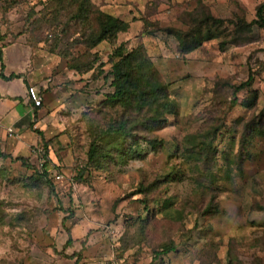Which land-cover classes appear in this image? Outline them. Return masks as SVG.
Listing matches in <instances>:
<instances>
[{
	"label": "rangeland",
	"instance_id": "374dc122",
	"mask_svg": "<svg viewBox=\"0 0 264 264\" xmlns=\"http://www.w3.org/2000/svg\"><path fill=\"white\" fill-rule=\"evenodd\" d=\"M92 3L130 28L88 49L70 16L46 17L49 0H0L2 45L21 40L57 56L52 75L62 79L42 104V129L53 130L43 134L52 141L55 193L37 172L38 142L27 154L0 157V264H77L68 257L75 252L80 264H264V29L254 24L239 34L236 25L256 20L264 0ZM208 15L224 22L211 27L218 37L200 36L181 53L177 34ZM120 44L146 48L175 112L160 128L135 131L163 146L89 166L94 131L120 116L102 106L113 90L110 55ZM206 132H215L217 149L204 165L186 147ZM164 245L174 249L158 257Z\"/></svg>",
	"mask_w": 264,
	"mask_h": 264
},
{
	"label": "trees",
	"instance_id": "16d2710c",
	"mask_svg": "<svg viewBox=\"0 0 264 264\" xmlns=\"http://www.w3.org/2000/svg\"><path fill=\"white\" fill-rule=\"evenodd\" d=\"M49 2L50 5L45 9L46 17L57 19L58 15L63 13V16H70L69 19L80 27L78 34L88 49L96 48L105 41L114 43L121 33L127 32L130 28L129 22L98 9L92 0H49ZM195 22L191 32L177 34L180 41L179 50L183 54L190 52L200 43V36H207L210 39L217 38V34L211 27L224 23L211 15L201 19L199 24L198 20ZM254 24L264 29V4L258 8L257 19L252 23L240 21L236 24L238 33L244 34ZM2 40L3 36L0 35V77L6 79L20 77L18 74H11L9 77L4 74ZM109 61L112 66L107 79L111 78L110 86L113 90L106 95L102 106L118 109L120 116L118 114V119H113L105 127H98L94 131L88 151L89 166L100 167L107 159L118 162L125 156L135 154L142 156L141 151L146 148L163 146L162 140L151 139L147 135L138 136L135 131L139 129L150 131L152 128H160L167 121L168 115L175 112L169 85L160 80L144 46L128 49L124 44L116 45ZM71 67L82 70L76 62L72 63ZM84 68L89 71L93 68V64L89 63ZM252 79L253 76L250 75L249 80L237 87V90L240 91L249 86ZM33 130L38 137L37 150L43 162L37 172L41 179L49 183L51 192L55 193V186L49 178L51 172L48 169V165L51 163L48 147L52 141L46 140L42 131L35 128ZM214 134L206 132L203 140L193 137L189 141L191 146L186 147V154L197 161L200 160L204 165L209 163L216 155L217 148L213 146ZM128 140L131 142L129 143ZM41 146L45 147V152ZM0 157L5 159L9 156L0 150ZM18 160L26 161L24 157H20ZM83 173L84 170H80V175ZM141 192H147V189L142 186ZM72 242L70 237L64 248L72 246ZM173 249L172 246L164 245L161 250L157 251V256H165ZM68 257L76 259L77 264H80L83 258L80 252H75Z\"/></svg>",
	"mask_w": 264,
	"mask_h": 264
},
{
	"label": "crops",
	"instance_id": "0c3cea01",
	"mask_svg": "<svg viewBox=\"0 0 264 264\" xmlns=\"http://www.w3.org/2000/svg\"><path fill=\"white\" fill-rule=\"evenodd\" d=\"M1 46L5 64L4 74L7 77L18 74L20 77L14 79L0 77V150L8 154L15 151L27 154L38 142L33 128L45 131L46 137L53 132L50 127L42 129L45 107L44 105L36 107L29 100L28 88L36 86L45 104L50 97L47 93L49 85H56L62 80L52 75L59 66L60 59L40 49L34 51L21 40L6 46L1 43ZM56 94L59 95V92ZM54 99L57 98L51 100ZM9 128L13 129L14 137L9 136Z\"/></svg>",
	"mask_w": 264,
	"mask_h": 264
},
{
	"label": "built area",
	"instance_id": "2783aa9c",
	"mask_svg": "<svg viewBox=\"0 0 264 264\" xmlns=\"http://www.w3.org/2000/svg\"><path fill=\"white\" fill-rule=\"evenodd\" d=\"M28 98L31 102L34 103L36 107H41L43 104L42 97L40 96V92L36 86H30L28 88ZM8 133L10 137H14V131L12 128H9ZM40 164L42 166L43 162L41 161ZM57 178L60 179L61 176L57 175Z\"/></svg>",
	"mask_w": 264,
	"mask_h": 264
}]
</instances>
